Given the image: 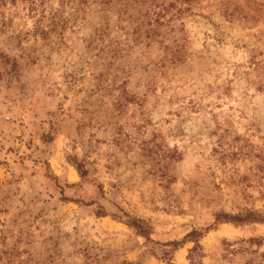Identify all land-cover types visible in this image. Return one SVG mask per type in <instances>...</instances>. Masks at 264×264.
Returning a JSON list of instances; mask_svg holds the SVG:
<instances>
[{"label":"rangeland","instance_id":"374dc122","mask_svg":"<svg viewBox=\"0 0 264 264\" xmlns=\"http://www.w3.org/2000/svg\"><path fill=\"white\" fill-rule=\"evenodd\" d=\"M34 1L0 0V264H264V0Z\"/></svg>","mask_w":264,"mask_h":264},{"label":"trees","instance_id":"16d2710c","mask_svg":"<svg viewBox=\"0 0 264 264\" xmlns=\"http://www.w3.org/2000/svg\"><path fill=\"white\" fill-rule=\"evenodd\" d=\"M32 3H33L32 4L33 8L38 6V4L35 1L32 2ZM42 32L46 34L48 31H43L42 30ZM76 166H77V169L80 172L81 176H85L87 174V171L85 170V168H84V166L82 164L79 163Z\"/></svg>","mask_w":264,"mask_h":264}]
</instances>
